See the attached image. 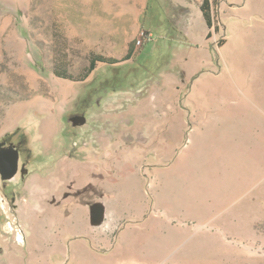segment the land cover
I'll use <instances>...</instances> for the list:
<instances>
[{
  "label": "rangeland",
  "instance_id": "obj_1",
  "mask_svg": "<svg viewBox=\"0 0 264 264\" xmlns=\"http://www.w3.org/2000/svg\"><path fill=\"white\" fill-rule=\"evenodd\" d=\"M201 2L0 0V264H264V0Z\"/></svg>",
  "mask_w": 264,
  "mask_h": 264
},
{
  "label": "water",
  "instance_id": "obj_2",
  "mask_svg": "<svg viewBox=\"0 0 264 264\" xmlns=\"http://www.w3.org/2000/svg\"><path fill=\"white\" fill-rule=\"evenodd\" d=\"M5 143H0V175L3 181H11L19 171L20 152L11 144L3 148Z\"/></svg>",
  "mask_w": 264,
  "mask_h": 264
},
{
  "label": "trees",
  "instance_id": "obj_3",
  "mask_svg": "<svg viewBox=\"0 0 264 264\" xmlns=\"http://www.w3.org/2000/svg\"><path fill=\"white\" fill-rule=\"evenodd\" d=\"M212 7H213V3L211 2V0H203V4L201 6V10H202V13H203V16L205 17L206 21H207V24L209 27H212V23H213V14H212ZM148 9V8H147ZM146 15H147V12L145 13V18H144V24H145V20H146ZM143 34H142V37H141V45L140 47L138 48L137 51H135V49H131L129 55H128V60H133L134 61V65L137 64L138 62V55L141 54V49H144L146 47V45H148L149 43V40L151 39L149 37V32L148 30L145 28V25H143V28H142V31H141ZM98 60H95L93 59L92 62H91V67H90V70L93 71L95 68H96V63H97Z\"/></svg>",
  "mask_w": 264,
  "mask_h": 264
},
{
  "label": "bare ground",
  "instance_id": "obj_4",
  "mask_svg": "<svg viewBox=\"0 0 264 264\" xmlns=\"http://www.w3.org/2000/svg\"><path fill=\"white\" fill-rule=\"evenodd\" d=\"M193 147V146H192ZM183 158L180 160V162H179V164H178V166L176 165L175 167H174V169H175V171H177V170H180V168L182 167V165H183Z\"/></svg>",
  "mask_w": 264,
  "mask_h": 264
},
{
  "label": "flooded vegetation",
  "instance_id": "obj_5",
  "mask_svg": "<svg viewBox=\"0 0 264 264\" xmlns=\"http://www.w3.org/2000/svg\"><path fill=\"white\" fill-rule=\"evenodd\" d=\"M2 143V142H1ZM3 143H5V145H4V147L3 148H7V147H9L11 144H13V143H8V142H3ZM14 145V144H13ZM14 147H15V145H14ZM16 148V147H15ZM17 149V148H16ZM19 150V149H18ZM19 152L21 153V151L19 150ZM20 158H21V155H20ZM20 162V161H19ZM6 186V185H5Z\"/></svg>",
  "mask_w": 264,
  "mask_h": 264
},
{
  "label": "crops",
  "instance_id": "obj_6",
  "mask_svg": "<svg viewBox=\"0 0 264 264\" xmlns=\"http://www.w3.org/2000/svg\"><path fill=\"white\" fill-rule=\"evenodd\" d=\"M201 6H202V2L200 3V11H199V15L203 16L202 10H201ZM192 16V15H191ZM204 17V16H203Z\"/></svg>",
  "mask_w": 264,
  "mask_h": 264
}]
</instances>
